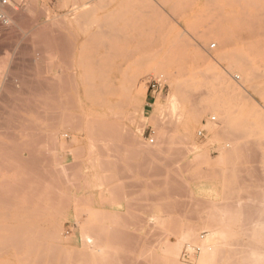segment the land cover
<instances>
[{
	"label": "rangeland",
	"instance_id": "obj_1",
	"mask_svg": "<svg viewBox=\"0 0 264 264\" xmlns=\"http://www.w3.org/2000/svg\"><path fill=\"white\" fill-rule=\"evenodd\" d=\"M10 3L6 9L7 22L0 23V64L6 67L0 68L5 83L1 82L3 87L0 83V129H4L5 143L11 147V143L28 142L32 137L28 129L37 128L40 132L34 128L33 132L40 136L34 132L36 140H32L35 149L39 148L34 153L37 151L41 156L36 153L32 158L23 153L32 162L26 165L44 177L53 173L59 177L46 175L44 180L39 173L37 177L36 173L35 177L29 173L25 179L16 172L19 178L30 179L27 182L20 178L23 184L26 182L22 187L30 185V189L34 181L32 189L37 190L35 197H39L34 198L38 201L34 205L40 203L39 194L50 189L48 181H55L65 193L59 220L66 237L77 238L78 244L76 248L67 242V251L63 246L58 260L55 259L57 263L53 264H167L161 257L164 252L161 248L165 242H176L186 223L202 224L196 229L198 238L201 234L204 239L203 224L220 227L222 221L230 220L225 218L228 213L236 216L230 229L235 232L233 239L237 238L234 242L231 239L234 243L231 249L237 248L219 252L216 259L222 260V264H251L247 247L264 233V0H11ZM183 4L187 5L182 7ZM243 19L254 21L253 32ZM212 25L223 28L226 42H220L214 34L207 35ZM171 42L181 44V58L169 62L170 59L152 54L157 49L167 51ZM211 43H215L214 48H209ZM255 46H260L262 52L253 50ZM114 47L119 57L108 60L121 64L122 70L112 73L115 89L104 99L109 104L117 102L111 105L108 116L125 130L123 133L129 132L126 138L119 139L120 143L114 140L116 145L114 141L109 143L108 137L95 136L94 123L105 106L96 104L97 92L93 87L87 88L97 82L89 63L95 62L99 54L104 55L103 50L109 52ZM233 51L244 57L243 68L228 57ZM197 54L200 60L195 58ZM146 94H150L148 103ZM140 95L144 96L142 101ZM211 116L215 119L211 120ZM23 126L30 136L27 131L26 135L21 132L19 128L24 129ZM47 135L55 138L49 140ZM94 136L100 145L93 141ZM100 139L107 145L103 146ZM217 159L219 175L212 172ZM2 167L0 174L3 170L5 175L8 168ZM11 174L12 170L10 176L8 172L7 178L5 175L0 179L19 180L15 172V176ZM38 178L42 179L41 184ZM113 228L118 234L112 233ZM187 241L190 242L180 243L176 259L182 264H196L201 249L187 261L181 258L184 247L198 246L197 242L196 245ZM77 253H85L86 258L85 254ZM1 257L0 264L15 263L13 257Z\"/></svg>",
	"mask_w": 264,
	"mask_h": 264
},
{
	"label": "bare ground",
	"instance_id": "obj_2",
	"mask_svg": "<svg viewBox=\"0 0 264 264\" xmlns=\"http://www.w3.org/2000/svg\"><path fill=\"white\" fill-rule=\"evenodd\" d=\"M187 1V0H186ZM236 1V0H235ZM228 2V1H227ZM245 3V2H244ZM249 4V3H248ZM182 5V4H181ZM180 5V6H181ZM187 4H183V6L182 7H185ZM249 5H251V4H249ZM213 6V5H212ZM181 7V8H182ZM188 7V6H187ZM243 8V7H242ZM11 9V8H10ZM216 8H214V9H212V10H215ZM245 9V8H244ZM261 9V8H260ZM71 10H73V9H71ZM209 10V9H208ZM211 10V9H210ZM246 10V9H245ZM263 9H261V11H262ZM74 11V10H73ZM216 11V10H215ZM257 11V10H256ZM260 11V12H261ZM209 12H211V11H209ZM214 13V12H213ZM216 13V12H215ZM244 13V12H243ZM263 13V12H262ZM218 14H219V12H218ZM217 14V15H218ZM255 14V13H254ZM78 15V14H77ZM241 15V14H240ZM243 15V14H242ZM258 15V14H257ZM76 16V15H75ZM74 16V17H75ZM79 16V15H78ZM246 16V15H245ZM248 16V15H247ZM251 17H253V16H251ZM255 17H257L256 15H255ZM245 18V17H244ZM263 18V17H262ZM210 19V18H209ZM260 19V21H261V18H259ZM213 20V19H212ZM243 21V23L246 25H249L252 29L250 30L251 32H253V29H254V26H255V23H254V21H252V20H249V19H243L242 20ZM258 22V21H257ZM218 23V22H217ZM239 23V22H238ZM243 23L241 24V25H243ZM261 23V22H260ZM240 24V23H239ZM263 24V23H262ZM216 25V24H215ZM218 25V24H217ZM240 25V27H244V26H241ZM213 26V25H212ZM210 26L211 28H208V31L206 32L207 33V35H216L217 36V39L220 41V42H226L227 41V36L225 35V32L223 31L222 32V29H220V27H218V26ZM220 26V25H219ZM263 27V26H262ZM257 28V27H256ZM264 32V31H263ZM104 33V32H103ZM205 33V34H206ZM255 33V32H254ZM98 34V33H97ZM115 34V33H114ZM100 34H98V36H99ZM96 37V36H95ZM99 37H101V36H99ZM111 37H113V36H111ZM67 38V37H66ZM94 38V37H93ZM98 39V38H97ZM112 39V38H111ZM108 40H110V39H108ZM70 41V40H69ZM88 41V40H87ZM92 41V40H91ZM90 41V42H91ZM89 42V43H90ZM96 42H97V40H96ZM102 42V41H101ZM184 42V41H183ZM67 43V42H66ZM70 43V42H69ZM88 43V42H87ZM88 43V44H89ZM103 43V42H102ZM172 44H170L171 46H168V49H167V51H166V53H162V52H160V50L159 49H157V50H154V51H152V54L153 55H155V56H157V58H159V59H165V58H167L168 60H169V62H173V60L175 61V59L177 60V59H179V58H181L182 57V54H181V49H182V46H180L181 44H175L174 45V42H171ZM60 44V43H59ZM94 44V43H93ZM96 44V43H95ZM106 44V43H105ZM109 44V43H108ZM107 44V45H108ZM111 44H112V42H111ZM168 44V45H169ZM102 45V44H101ZM59 46V45H58ZM94 46V45H93ZM110 46V45H109ZM99 47H100V45H99ZM65 48V47H64ZM109 48V47H108ZM115 48V47H114ZM167 48V47H166ZM252 48H254L253 50H255V51H257V52H262V48L260 47V46H255V47H252ZM256 48V49H255ZM87 49V48H86ZM90 49V48H89ZM106 50H107V48H105ZM116 49L117 48H115V50L114 49H111L112 51H104L103 50V54L104 55H100L99 54V56H98V59H96V61L95 62H92V61H90V62H92V63H89V65H91L93 68V71H95L96 72V76H95V78L94 79H96L97 80V82H93V85L91 84L89 87H87V88H89V90H91V88L93 87L94 88V92H97L96 93V97H97V101L95 100L96 98L94 97V95H93V98H95L94 100L97 102L96 104H98L99 106H105V108H103L102 110V112H101V114H100V118H98L96 121L93 119V123H94V121H95V125L94 124H91L92 126L94 125V127H95V130L94 129H92V130H94L95 132L94 133H97V134H95V136H99V138H100V134L101 135H103V137L102 138H104V137H108L109 139H111V141L109 140V143L111 142H113L114 140L116 141V143H117V141L119 140V139H121V138H123V137H125L126 135H127V133H129V132H127V133H123V132H125V130L123 131V129H122V127H121V129H120V127H118V123L116 122V121H114L113 119H111V118H109L110 116H108L109 115V113H111L110 111V109H112V107H111V105H113V103H115V102H113L112 104L110 103H108V102H106L105 101V97H104V95H106V94H108V93H110V92H113L114 91V89H115V87H114V85H113V82H112V80H111V76H112V73H114V74H116V73H118L119 71H121L122 69H121V64H118V63H115V62H109V58H112V59H115L116 58V56L117 57H119L118 55L119 54H117L118 52H116ZM109 50H110V48H109ZM66 51V50H65ZM64 51V52H65ZM96 52V51H95ZM106 54H105V53ZM97 53V52H96ZM125 53H126V51H125ZM94 54V53H93ZM151 54V55H152ZM89 55V54H88ZM88 55H86V56H88ZM95 55V54H94ZM94 55H93V57H94ZM228 55V57H230V60H231V62L233 63V64H238L239 65V67L240 68H243V65H245V59H244V57L242 56V54L241 53H239V52H237V51H233V52H230V53H228L227 54ZM122 56H124V54L122 55ZM97 58V57H96ZM139 58V57H138ZM141 58V57H140ZM195 58L196 59H198V60H200L199 58V55L197 54L196 56H195ZM94 59V58H93ZM141 59H143V58H141ZM166 59V60H167ZM95 60V59H94ZM167 60V61H168ZM60 61V60H59ZM137 61H139V60H137ZM3 62V61H2ZM238 62H240V63H238ZM69 63V62H68ZM136 64H138V65H140L141 64V62H137ZM66 66H68L67 64H66ZM141 66V65H140ZM90 67V66H89ZM0 68H1V70L2 69H5L6 67H5V65H4V63H2V64H0ZM56 68V67H55ZM60 68V67H59ZM247 68V67H246ZM62 71H63V69H62ZM89 72H90V70H89ZM92 72V71H91ZM94 72V73H95ZM2 73V72H1ZM0 73V74H1ZM57 74V73H56ZM120 74H122V72L120 73ZM1 75H3V73L1 74ZM0 75V83L2 82V83H4L2 80L4 79H2V76ZM58 75V74H57ZM56 75V76H57ZM92 75V74H91ZM70 76V75H69ZM123 76H124V73H123ZM207 76V75H206ZM8 77V76H7ZM50 77V76H49ZM94 77V76H93ZM158 77V76H157ZM208 77V76H207ZM69 78V77H68ZM84 78V77H83ZM92 78V77H91ZM205 78V77H204ZM51 79H53V78H51ZM57 79V78H56ZM65 79V78H64ZM64 79H62V80H64ZM70 79V78H69ZM85 79H87V78H85ZM70 81V80H69ZM91 82H92V80H90ZM126 81V80H125ZM215 81V80H214ZM38 82V81H37ZM61 82V81H60ZM87 82H89V81H87ZM2 83H1V86H2ZM33 83H34V81H33ZM63 83V82H62ZM5 84V83H4ZM7 84V83H6ZM51 84V83H50ZM49 85V84H48ZM47 85V86H48ZM56 85V84H55ZM89 85V84H88ZM96 87H95V86ZM6 86V85H5ZM50 86H53V84L52 85H50ZM57 86V85H56ZM3 87V86H2ZM54 87V86H53ZM58 87V86H57ZM122 87V86H121ZM130 87V86H129ZM39 88V87H38ZM37 88V89H38ZM42 88V87H41ZM52 88V87H51ZM54 88H56V87H54ZM64 88V87H63ZM222 88V87H221ZM220 88V89H221ZM1 89V88H0ZM5 89V92L4 93H6L7 95L6 96H8V93H9V91H8V87H5L4 88ZM48 89H50V87L48 88ZM57 89H59V88H57ZM2 90V89H1ZM96 90V91H95ZM39 91V90H38ZM43 91V90H42ZM51 91V90H50ZM54 91H56V90H54ZM64 91V90H63ZM88 91V90H87ZM11 92H12V90H11ZM10 92V93H11ZM53 92V91H52ZM93 92V93H94ZM0 93H1V91H0ZM43 93V92H42ZM51 93V92H50ZM129 93H130V91H129ZM128 93V94H129ZM54 94V93H53ZM52 94V95H53ZM69 94V93H68ZM127 94V95H128ZM12 95V94H11ZM29 95V94H28ZM92 95V94H91ZM50 96H51V94H50ZM50 96H48V97H50ZM126 96V95H125ZM5 97V96H4ZM10 97V96H9ZM47 97V98H48ZM68 97V96H67ZM127 97V96H126ZM15 98V97H14ZM17 98V97H16ZM45 98V97H44ZM55 98V97H54ZM70 98V97H69ZM130 99H133V95H130V97H129ZM139 98V97H138ZM140 98H141V101L144 99V96H141L140 95ZM7 99H8V97H7ZM6 99V100H7ZM13 98H11V100H12ZM53 99V98H52ZM52 99H50V100H52ZM126 99V98H125ZM128 99V98H127ZM130 99H128V100H130ZM10 100V99H9ZM17 100V99H16ZM15 100V101H16ZM54 100V99H53ZM120 100V99H119ZM118 100V101H119ZM134 100H135V97H134ZM13 101H14V99H13ZM48 102H50L49 101V99L47 100ZM60 101H62V100H60ZM69 101V100H68ZM3 102V101H2ZM45 102V101H44ZM72 102V101H71ZM121 102V101H120ZM6 103H9V102H6ZM41 103V102H40ZM108 103V104H107ZM28 104V103H27ZM39 104V103H38ZM45 104V103H44ZM53 104V102L51 103V105ZM115 104H117V102L115 103ZM114 104V105H115ZM120 104V103H119ZM5 105V104H4ZM50 105V104H49ZM15 106V105H14ZM21 106V105H20ZM55 106V105H54ZM61 106H62V104H61ZM19 107V106H18ZM4 109V108H3ZM23 109V108H22ZM32 109V108H31ZM39 109V108H38ZM16 110V109H15ZM34 110H35V108H34ZM51 110V109H50ZM25 112H26V110H24ZM30 111V110H29ZM256 111V110H255ZM13 112V111H12ZM18 112V111H17ZM33 112V111H32ZM53 113V112H52ZM59 113V112H58ZM61 113V112H60ZM252 113V112H251ZM13 114V113H12ZM32 114H34V113H32ZM65 114V113H64ZM17 115V114H16ZM1 116V115H0ZM54 116V115H53ZM75 116V115H74ZM36 117V116H35ZM58 118H59V116H57ZM212 117V116H211ZM259 117H261L260 115H259ZM8 118V117H7ZM34 118V117H33ZM53 118V117H52ZM56 118V117H55ZM65 118V117H64ZM17 119V118H16ZM20 119V118H19ZM9 120V119H8ZM8 120H7V122H8ZM22 120V119H21ZM10 121V120H9ZM23 121V120H22ZM30 121L31 120H29V123H30ZM43 121V120H42ZM65 121H67V120H65ZM6 122V121H5ZM6 122V124H8ZM45 122V121H44ZM59 122V121H58ZM69 122V121H68ZM91 122V121H90ZM14 123V122H13ZM21 123V122H20ZM32 123H33V121H32ZM31 123V124H32ZM47 123V122H46ZM72 123V122H71ZM80 123V122H79ZM139 123V122H138ZM142 123V122H141ZM24 124V123H23ZM22 124V125H23ZM30 124V125H31ZM76 124H77V122H76ZM0 125H1V123H0ZM20 125V124H19ZM26 125V124H25ZM33 125V124H32ZM36 125V124H35ZM49 125V124H48ZM79 125V124H78ZM138 125V124H137ZM10 126V125H9ZM28 126V125H27ZM44 126H45V124H44ZM263 126V125H262ZM14 127V126H13ZM20 127V126H19ZM26 127V126H25ZM36 127V126H35ZM77 127V126H76ZM0 128H2V127H0ZM7 128V127H6ZM11 128V127H10ZM17 128V127H16ZM22 128V127H21ZM21 128H19L20 130H21V132H22V130L24 131L23 133L25 134H27V132H28V130H30V132H31V140H32V138L34 139L35 137H33V136H35V135H32V133H34L33 132V128H29L28 130H27V128H24V126H23V128L24 129H21ZM49 128V127H48ZM91 128H93V127H91ZM119 128V129H118ZM31 129H32V131H31ZM43 129V128H42ZM126 129V128H125ZM138 129H139V126H138ZM11 130V129H10ZM34 130H38L37 128L35 129L34 128ZM44 130V129H43ZM48 130V129H47ZM120 130V131H119ZM3 131H4V129H3ZM2 131V129H0V168L2 167V166H5V168L7 167L8 169V172H9V176H10V172H11V170H12V172H13V174H14V172H15V175H13V174H11V175H13V176H15V177H17L19 174L21 175V176H23L25 179H27L28 178V175H29V173H31L33 176L35 175V173H36V171H38V170H33V168H30L29 166H27L26 164L27 163H29V162H31V160H29L28 158H26L24 155H23V153L25 154V153H27L28 154V156L29 157H35V154L36 153H38L39 152V148H38V146H37V148L38 149H35V146H34V140H36V139H34V140H32V141H30V139L28 140V142L26 141V143H24V142H22V143H15V144H13V143H11V147L9 146V144H7V143H5V140H4V133L5 132H3ZM25 131H27V132H25ZM39 131V130H38ZM45 131V130H44ZM98 131V132H97ZM123 131V132H122ZM20 132V133H21ZM30 132H28V136H30ZM40 132V131H39ZM53 132V131H52ZM7 133V132H6ZM10 133V132H9ZM19 133V134H20ZM38 133V132H37ZM25 134V135H26ZM35 134H36V132H35ZM44 134V133H43ZM99 134V135H98ZM40 136V134H36V136ZM48 135H49V133H48ZM47 135V136H48ZM50 135H54V134H50ZM129 135L130 134H128V138H129ZM21 136H22V134H21ZM38 136V137H39ZM41 136H42V134H41ZM45 136V135H44ZM55 136V135H54ZM53 136V137H54ZM94 136V137H95ZM10 137H12V136H10ZM18 137V136H17ZM49 137H51V136H48V138ZM53 137H51V138H53ZM93 137V138H94ZM162 137V136H161ZM160 137V138H161ZM19 138V137H18ZM22 138H23V136H22ZM25 138V140H27V138L26 137H24ZM37 138V137H36ZM55 138V137H54ZM96 138V140H93V141H97V139H98V137H95ZM126 138V137H125ZM127 138V139H128ZM133 138V137H132ZM163 138V137H162ZM9 139V138H8ZM39 139V138H38ZM12 140V139H11ZM25 140H23V141H25ZM49 140H52V139H50L49 138ZM100 140H102V139H100ZM103 140H105L106 141V138L105 139H103ZM103 140L101 141V143L103 142ZM107 140V141H108ZM122 140H125V139H122ZM130 140V139H129ZM152 140V139H151ZM12 141H14V140H12ZM16 141V140H15ZM44 141V140H43ZM47 141V140H46ZM45 141V142H46ZM104 141V142H105ZM115 141H114V143H115ZM10 142V141H9ZM16 142H18V141H16ZM36 143H37V141H35ZM97 142H99V140L97 141ZM114 143H112V144H114ZM116 143H115V145H116ZM119 143H120V140H119ZM119 143H118V145H119ZM46 144V143H45ZM103 144V143H102ZM102 144H101V146H102ZM9 147H8V146ZM36 145V144H35ZM99 145H100V142H99ZM104 145H107V144H103V146ZM101 146H100V148H101ZM110 145L108 144V147H109ZM114 146V145H113ZM98 148V147H97ZM38 150V152L36 151V153H34L35 152V150ZM41 152H43V150L41 151ZM40 152V153H41ZM39 154V153H38ZM40 156H41V154H39ZM46 155V154H45ZM27 156V157H28ZM43 156V155H42ZM44 157L45 156H43L42 158H43V160H44ZM41 158V157H40ZM40 158L38 157V159L40 160ZM42 158H41V160H42ZM50 158V157H49ZM56 159V158H55ZM38 161V160H37ZM39 162V161H38ZM45 162V161H44ZM32 163V162H31ZM116 163V162H115ZM44 163L42 162V165H43ZM46 164H47V162H46ZM28 165H30V163L28 164ZM33 165V164H32ZM42 165H41V167H42ZM79 166V165H78ZM28 167L31 169V171H30V169H28ZM33 167V166H32ZM46 167V166H45ZM63 167V166H62ZM115 167V166H114ZM50 168V167H49ZM52 168V167H51ZM51 168H50V170H51ZM55 168H57V167H55ZM67 168V167H66ZM76 168V167H75ZM116 168V167H115ZM114 168V169H115ZM119 168H121V167H119ZM129 168V167H128ZM128 168H127V170H128ZM2 169H3V167H2ZM34 169H36L35 168V166H34ZM44 169V168H43ZM46 169V168H45ZM48 169V168H47ZM53 169H54V166H53ZM52 169V170H53ZM58 169V168H57ZM57 169H56V171H57ZM61 169V167H59V169L58 170H60ZM68 169V168H67ZM79 169V168H78ZM125 168H123V170H124ZM66 170V169H65ZM70 170V169H69ZM72 170H74V169H72ZM121 170H122V168H121ZM122 170V171H123ZM3 171V170H2ZM1 171V173L3 174L4 172H2ZM5 171H6V169H5ZM47 171V170H46ZM64 171V170H63ZM79 171V170H78ZM116 171H118V170H116ZM125 171V170H124ZM123 171V172H124ZM128 171H130V170H128ZM8 172L5 174L6 175V178L8 177ZM16 172L18 173V175L16 174ZM33 172V173H32ZM53 172V171H52ZM61 172H62V170H61ZM64 172H67V171H64ZM37 173H39L38 175H42L40 172H37ZM37 173H36V177H37ZM63 173V172H62ZM68 173V172H67ZM73 174L75 173V171L74 172H72ZM119 173V172H118ZM121 173V172H120ZM0 174V177L2 176H4V178H5V175L3 174ZM57 174V173H56ZM76 174V173H75ZM79 174V173H78ZM122 174V173H121ZM46 175L47 174H45V177H44V175H42L40 178H42V179H44L45 180V178H46ZM50 175V174H49ZM49 175H47V176H49ZM58 175V174H57ZM64 175V174H63ZM77 175V174H76ZM34 176V177H35ZM51 177L52 176H54V177H58V176H55V173H53L52 175H50ZM49 176V177H50ZM60 176V175H59ZM61 176H62V174H61ZM65 176V175H64ZM68 176V175H67ZM74 176V175H73ZM12 177V176H11ZM23 177H20V178H23ZM75 177V176H74ZM78 177V176H77ZM4 178H1L0 180H1V182H0V256H2L1 258H3L4 256H8V257H13L14 259H15V263L14 264H53V263H55L56 261H55V259L56 260H58V254H59V251H61L60 249L62 248L63 250L65 249V251H67L66 249L67 248H65V245L67 244V242H69L70 244H72L73 246H75V245H77L78 244V239L77 238H75V237H66V235L64 234V226H63V223H62V221H60L59 219L62 217L61 215L63 214V204H64V200H65V198L63 197L64 195H63V193H64V191L62 192L61 191V187L59 186H57V183L55 182V181H52L51 179V181H48V184L49 183H51V184H49V188L50 189H47V190H45V192H44V190H43V192L42 193H40V194H42V195H40L39 194V196H41L43 199H45V201H44V203L42 202L43 201V199L41 198V199H39L40 200V203L38 204V205H34V204H36V203H38V201L36 202V200L34 199V198H36V199H38L37 198V190L35 189H32V186H34V184H33V182L34 181H32V183H30V184H32L31 185V188L30 189H28L29 188V186L28 187H22V186H24V184L26 183H24L23 184V182L24 181H22L21 182V180H25L24 178L23 179H21L20 180V178H19V176H18V179L19 180H17L16 178L14 179V180H10V179H8V180H5ZM32 178V177H31ZM59 178V177H58ZM61 178V177H60ZM66 178V177H65ZM76 178V177H75ZM3 179V180H2ZM34 178H32V180H33ZM39 179V178H38ZM42 179H39L40 180V182H38V181H36V182H38V183H42L41 182V180ZM49 179V178H48ZM67 179V178H66ZM17 180V181H16ZM25 181H27V182H30V179L29 180H25ZM60 181V180H59ZM65 181V180H64ZM71 182V181H70ZM64 183V182H63ZM66 183V182H65ZM21 184H23V185H21ZM29 183H27V185H28ZM40 184H37V185H40ZM47 184V185H48ZM72 184V183H71ZM59 185H61V183L59 184ZM73 185V184H72ZM25 186H26V184H25ZM41 186V185H40ZM39 186V187H40ZM35 187H36V185H35ZM71 187V186H70ZM177 187H179V186H177ZM38 188V187H37ZM68 188H69V186H68ZM40 189V188H39ZM42 189H44V185L42 186ZM40 191V190H39ZM38 191V192H39ZM65 194V193H64ZM35 195H37L36 197H35ZM63 195V196H62ZM66 196V195H65ZM67 197V196H66ZM73 198H74V194H73V196H72ZM64 198V199H63ZM70 198V197H69ZM69 198H67V199H69ZM77 198V197H76ZM35 200V203L33 202ZM42 200V201H41ZM66 201V200H65ZM69 201V200H68ZM23 202H25V205H24V203ZM26 202H27V205H26ZM33 202V204L31 205V203ZM41 202L44 204H42L41 206H40V204H41ZM70 202V201H69ZM66 203V202H65ZM74 204V203H73ZM41 213H43L42 215L43 216H41V217H39V215H41ZM227 213V212H226ZM230 215V217H228L229 215ZM228 214H226V215H228V216H226L225 218H226V220H229V221H227L226 223H225V221H222V222H224V223H222L221 222V224H219L220 225V227L221 226H223V229L222 228H220V227H217L215 224L214 225H212V226H215V227H213V228H211L212 226L210 225V224H203V228L202 229H204V232H206V234H205V237H204V239L202 238L201 239V237H203V235H199L200 236V238H198V235H197V231H199L198 229H196L198 226L197 225H199V224H195V226L192 224V226L190 225V224H187L186 223V225H184V227L183 228H181L180 229V231H179V239H177V241L176 242H173V243H166L165 242V246L163 247V249L161 248V250H164V252H165V257H164V252H163V255L161 254V257L163 256V259H165L167 262V264H182V263H180V262H178V260L176 259V256H178V253H179V245H181L180 243H182L183 241H185V240H190V242H195V244L197 245V243H198V246H194L193 248H198V250L200 251V249H201V252H200V256H199V258H198V260H197V262H196V264H222L223 262H222V260H217L216 258H217V256H218V254H219V252H221V251H225V250H229V251H231V250H235L236 248H237V246H235V249H231V248H233V247H231L232 245H234V243L232 244V242H234V240H236V239H233V237L232 236H234L235 235V232L233 231V230H231L230 229V226L231 225H233V223H235V222H233L234 221V217H236L235 215H231L230 213H228ZM45 216V217H44ZM232 216V217H231ZM39 218V219H41L42 217H44V218H42L41 220H38V219H36V218ZM123 217V216H122ZM228 217V218H227ZM35 218V219H34ZM44 219V220H43ZM55 219H56V221H55ZM43 220V221H42ZM59 221V222H58ZM208 221V220H207ZM205 222V221H204ZM127 223V222H126ZM208 223V222H207ZM249 223V222H248ZM117 224H119V223H117ZM201 224V223H200ZM253 224V223H252ZM252 224H250V226L252 225ZM205 225V226H204ZM218 225V224H217ZM243 225V224H242ZM246 225H248V224H246ZM124 226H126V224L124 225ZM197 226V227H196ZM199 226H201L202 227V224L201 225H199ZM210 226V227H209ZM249 226V225H248ZM127 228V227H126ZM116 229V228H115ZM196 229V230H195ZM200 229V228H199ZM113 230H114V228H113ZM112 230V233H115L116 231L114 230L113 231ZM120 231V230H119ZM123 231V230H122ZM126 231V230H125ZM128 231V230H127ZM196 231V232H195ZM118 232V231H117ZM116 232V234H118ZM129 232V231H128ZM124 234H126L127 235V233H125V232H123ZM122 233V234H123ZM177 233V232H176ZM199 233V232H198ZM65 235V236H64ZM177 235V234H176ZM130 236V235H129ZM120 237V236H119ZM128 237V236H127ZM126 237V238H127ZM130 237H132V236H130ZM175 237V236H174ZM124 238V237H123ZM234 238H235V236H234ZM132 239V238H131ZM130 239V240H131ZM146 239V238H145ZM149 239V238H148ZM231 239L233 240L232 242H231ZM152 240V239H151ZM181 240H183L182 242H180ZM239 240V239H238ZM238 240H237V242H238ZM129 241V240H128ZM160 241H162V240H160ZM165 241V240H164ZM164 241H163V243H164ZM166 241H168V240H166ZM187 242H189V241H187ZM189 242V243H190ZM197 242V243H196ZM236 242V243H237ZM251 242V241H250ZM159 243V242H158ZM157 243V244H158ZM162 243V244H163ZM188 243V244H189ZM236 243H235V245H236ZM153 244V243H152ZM238 244V243H237ZM240 244V243H239ZM154 245H156L155 243H154ZM183 245V244H182ZM224 245H226L225 246V248H224ZM248 245V244H247ZM72 246V247H73ZM85 246V245H84ZM160 246H161V244H160ZM160 246H159V252H161L160 251ZM187 246V245H186ZM76 247V246H75ZM83 247V246H82ZM86 247H90V245L88 244V246H86ZM192 247V246H191ZM222 247L224 248V250L222 249ZM230 247V248H229ZM77 248V247H76ZM80 248V250H81V247H78V249ZM84 248V247H83ZM248 249H247V251L248 252H250L249 254L252 256V259L251 260H249V262H251V264H264V233H262L259 237H257V238H255V239H253L252 240V242L250 243V246L249 247H247ZM69 249H70V247H69ZM72 249V248H71ZM75 249V248H74ZM87 249V248H86ZM241 249V251L243 250L242 248H240ZM75 250H77V249H75ZM80 250H79V252H80ZM83 250V249H82ZM197 250V251H198ZM246 250V249H245ZM84 251H85V249H84ZM148 251V250H147ZM76 252V251H75ZM235 252H237V251H235ZM245 252V251H244ZM65 253V252H64ZM80 253H83V252H80ZM162 253V252H161ZM61 254V253H60ZM63 254V253H62ZM66 254V253H65ZM69 254V253H68ZM67 254V255H68ZM73 254V253H72ZM77 254H79V253H77ZM85 254V253H84ZM84 254H79V255H84ZM66 255V257H68ZM70 255V254H69ZM79 255H78V257H79ZM151 255H153L152 253L151 254H149V256H151ZM56 256H57V258H56ZM62 256V255H61ZM72 256V255H71ZM74 256V255H73ZM86 256V254L83 256L84 258H86L85 257ZM158 256H160V253L158 254ZM7 257V258H8ZM63 257V256H62ZM80 257H82V256H80ZM60 258V257H59ZM71 258V257H70ZM72 259H74V258H72ZM221 259V258H220ZM25 260L27 261V263L25 262ZM165 260H163L164 262H165ZM54 261V262H53ZM67 261V260H66ZM74 261V260H73ZM73 261H71V262H73ZM162 261V262H163ZM59 262V261H58ZM163 262V263H164ZM57 263V262H56ZM63 263V262H62ZM62 263H59V264H62ZM64 264V263H63Z\"/></svg>",
	"mask_w": 264,
	"mask_h": 264
},
{
	"label": "built area",
	"instance_id": "obj_3",
	"mask_svg": "<svg viewBox=\"0 0 264 264\" xmlns=\"http://www.w3.org/2000/svg\"><path fill=\"white\" fill-rule=\"evenodd\" d=\"M11 0H0V23H6L7 22V15H6V9L11 6ZM215 43H211L209 45V48H214ZM238 78V76H236ZM215 117L212 116L211 120H214ZM151 141V139H150ZM198 248L193 247H184L181 252V258L185 261L189 260L194 252H196Z\"/></svg>",
	"mask_w": 264,
	"mask_h": 264
},
{
	"label": "crops",
	"instance_id": "obj_4",
	"mask_svg": "<svg viewBox=\"0 0 264 264\" xmlns=\"http://www.w3.org/2000/svg\"><path fill=\"white\" fill-rule=\"evenodd\" d=\"M149 97H150V94H146L145 103H148V99H149ZM218 161H219L218 159L215 160L214 163H215L216 166L213 167L212 172H213V173H216V174L219 175V174H220V167H219V165H218Z\"/></svg>",
	"mask_w": 264,
	"mask_h": 264
}]
</instances>
